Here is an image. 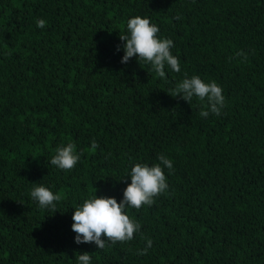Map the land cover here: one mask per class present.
<instances>
[{"label": "trees", "instance_id": "obj_1", "mask_svg": "<svg viewBox=\"0 0 264 264\" xmlns=\"http://www.w3.org/2000/svg\"><path fill=\"white\" fill-rule=\"evenodd\" d=\"M135 16L174 42L181 71L166 81L136 57L121 63ZM185 73L222 87L220 116L169 95ZM69 142L83 155L64 171L50 159ZM159 154L174 171L152 206L126 209L141 225L133 240L75 243V208L119 203L131 167ZM41 185L62 196L55 213L31 199ZM84 252L91 264H264V0H0V264Z\"/></svg>", "mask_w": 264, "mask_h": 264}, {"label": "clouds", "instance_id": "obj_2", "mask_svg": "<svg viewBox=\"0 0 264 264\" xmlns=\"http://www.w3.org/2000/svg\"><path fill=\"white\" fill-rule=\"evenodd\" d=\"M174 19L179 20L177 15ZM38 28H44L46 21H36ZM160 29L150 22L148 18L135 16L126 24V34H120L119 39L123 45L117 46V51L123 48L124 55L121 63L127 64L130 58L136 57L140 64L150 65V71L157 77L166 81V71L169 69L179 73L180 61L171 52L175 47L173 40L159 38ZM11 53H9L10 55ZM243 60L247 55L237 53ZM172 97H179L190 105L194 98L204 104L199 115L208 117L209 114L220 116L226 105L223 89L215 81L206 83L198 75L190 78L187 73L174 88L169 90ZM98 143L91 142L90 151H95ZM83 155L81 150L76 151V145L72 142L60 145L55 149V155L50 159V164L64 171L72 170ZM110 155V154H109ZM159 163L149 166L147 163H136L131 167L127 177L131 183L124 189L123 199L118 203L112 197L87 198L75 208L72 215V231L76 233L75 243H94L99 250L112 247L117 242L125 243L133 240L134 234L140 232L141 225L126 214V209L134 208L137 211L144 205L152 206L155 199L168 190L164 168L171 173L174 171L173 162L163 154L158 155ZM31 199L36 201L40 209H48L56 212V203L61 201L62 196L54 194L44 186L34 187L30 192ZM143 238V234L141 233ZM152 247V240L146 239V246L138 250V255H145ZM77 264H91V256L84 252L76 257Z\"/></svg>", "mask_w": 264, "mask_h": 264}]
</instances>
